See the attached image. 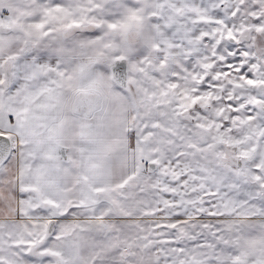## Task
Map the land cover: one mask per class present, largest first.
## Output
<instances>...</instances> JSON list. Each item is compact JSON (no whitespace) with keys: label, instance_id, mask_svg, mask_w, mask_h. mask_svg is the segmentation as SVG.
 Segmentation results:
<instances>
[{"label":"snow or ice","instance_id":"1","mask_svg":"<svg viewBox=\"0 0 264 264\" xmlns=\"http://www.w3.org/2000/svg\"><path fill=\"white\" fill-rule=\"evenodd\" d=\"M0 264H264V0H0Z\"/></svg>","mask_w":264,"mask_h":264}]
</instances>
